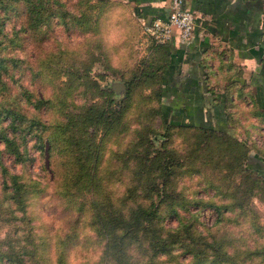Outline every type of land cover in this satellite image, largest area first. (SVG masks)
<instances>
[{
    "label": "rangeland",
    "instance_id": "374dc122",
    "mask_svg": "<svg viewBox=\"0 0 264 264\" xmlns=\"http://www.w3.org/2000/svg\"><path fill=\"white\" fill-rule=\"evenodd\" d=\"M34 1L0 0V109L45 125L66 116L71 140L53 134L46 153L45 140L34 142L43 132L0 111V129L24 146L14 158L0 140V264H193L188 248L200 257L203 247L217 264H264V166L246 165L264 160V67L246 65V82L236 81L232 53L221 62L214 48L211 108L196 124L182 110L164 113L168 57L129 3ZM261 26L264 61V14ZM118 81H129L124 94L111 88ZM89 105L117 114L92 123ZM12 173L26 188L23 208L8 198ZM65 174L70 200L59 192ZM150 202L156 215L134 222L131 211ZM159 229L166 251L151 244Z\"/></svg>",
    "mask_w": 264,
    "mask_h": 264
},
{
    "label": "crops",
    "instance_id": "0c3cea01",
    "mask_svg": "<svg viewBox=\"0 0 264 264\" xmlns=\"http://www.w3.org/2000/svg\"><path fill=\"white\" fill-rule=\"evenodd\" d=\"M121 1L129 3L133 15L143 21L164 18L168 12V0ZM182 5L193 11L194 28L189 39L180 40L173 34L160 45L168 57L162 71L160 104L166 114L182 110V114L198 117L196 124H204L199 115H203L204 108H211L205 100H209L211 92L206 80L211 75L208 68L212 65L214 48L219 49L221 62L228 60L224 52L232 53V65H237L240 72L232 76L236 81L246 80V65H264L260 60L264 0H182ZM222 67L224 72L229 71V66L222 64Z\"/></svg>",
    "mask_w": 264,
    "mask_h": 264
},
{
    "label": "trees",
    "instance_id": "16d2710c",
    "mask_svg": "<svg viewBox=\"0 0 264 264\" xmlns=\"http://www.w3.org/2000/svg\"><path fill=\"white\" fill-rule=\"evenodd\" d=\"M99 1L105 3V1H107V0H99ZM34 2L35 3H33V4L41 3L40 0H35ZM263 67H264V65H262V67L260 66V69H263ZM124 85H125V92H127L128 88L130 87L129 81H127V82L125 81ZM45 100L46 99H41V97L40 98L39 97L33 98V101L34 102L37 101L38 104L42 103ZM93 109L97 110V108L93 105H89L84 109L83 114L87 115V116H85L86 121L92 122V120H93V122H97V123L99 122L100 123L101 121H104L105 117H108V119L106 118L105 121H106V123H109V122H111L110 121L111 118L109 116H112V118H113L117 114L115 109L110 111L111 113L109 114V116H106L105 114H103L102 110H97L96 113L92 114ZM1 110L6 111L4 113V115H6L9 118V124H20L23 121H26L27 122V127H26L27 131H29L31 129L30 126L35 125L36 129H39L41 132H43L42 133L43 135L42 134H41V136L37 135L34 138V142L40 144L42 141L45 140L44 142L46 144V150H45L46 153H48V151H49V147L51 145V139L56 140L53 137V134L62 133L61 135H63V136L61 138V141L66 140V141L70 142V140H71V138H70L71 136H69V135L66 136V134L68 133L67 128L65 129V127L67 125L66 116L62 117L57 122L45 125V123L40 122L39 120H35V119L30 118V117L26 118L23 113L15 111V109L12 107L1 108L0 111ZM83 121H84V119H83ZM162 122H164V121L162 120ZM167 124H169V125H166V126H169V127H170V125H174V126H180V127H194V128H197V129H200L203 131L211 130V131L223 132L221 129H220L221 130L220 131V130H217L213 127H207V126H197V125H191V124H178V125L176 124L175 125L172 123L171 124L167 123ZM37 125H42L41 126L42 128H38ZM200 125H204V124H200ZM55 128L56 129L58 128L59 131L56 130ZM45 129H47V131H45ZM0 130H1L0 131V140H2L5 143L6 147L8 148V151L11 153V155L14 158H18V156L22 155L24 153V146H22L20 144V143H22L21 140L18 141L14 137L15 134L11 135L9 137V136H7L5 131H3L2 129H0ZM17 137L19 138V136H17ZM20 139H22V138L20 137ZM20 145H21V147H20ZM93 146H94V148H93L94 151H93V155H92V158H91V161L89 164L90 169H93L94 165L97 164V152H96L97 144H95V145L93 144ZM65 147H67V145H65ZM246 165L248 167V168L247 167L246 168L251 170V171H256L257 170L256 168H259V167H257V165L251 164L249 162L246 163ZM252 168H255V169H252ZM70 177H71L70 174H65L63 181L60 182L61 187L59 188V192H64L63 196H66V198H65L66 200H70V198L68 196V194L70 192L69 188L71 185L70 181H69ZM87 178H88V180H90V182H92V180L94 178V174H87ZM7 182H8L7 183L8 186H9L8 192L10 193L9 197L8 196L7 197L11 198L10 203H12L16 206H21V208H23L24 200L22 198V192L21 191L26 190V188H23L24 184H22L21 181L18 180V174H13V173L9 174V178H8ZM148 205L149 206H145V207L137 206L134 210H132L131 216H130L131 219H133L134 222H140L141 219L151 220V218L156 215V208L153 206L154 204L152 202H150ZM215 210L217 211L216 207L213 208L214 212H215ZM151 237L153 239L151 244L154 247V249H158L159 252H161L162 250L166 251L167 249H169V242L167 244H165L166 241L163 240V238L165 236H163L161 229L152 230ZM208 243H211V242H208ZM207 245L212 250L213 246H211L209 244H207ZM201 249H202V252L204 254L201 253L200 257H196V254L198 253L197 250L195 248H192V249L188 248L187 251L190 252L191 256L194 257V259H195V262L193 264H217V262H216L217 260H213L212 258L210 259V257L206 254V248L205 247H203ZM208 254H209V252H208ZM214 255H217V252Z\"/></svg>",
    "mask_w": 264,
    "mask_h": 264
},
{
    "label": "built area",
    "instance_id": "2783aa9c",
    "mask_svg": "<svg viewBox=\"0 0 264 264\" xmlns=\"http://www.w3.org/2000/svg\"><path fill=\"white\" fill-rule=\"evenodd\" d=\"M194 17L193 11L182 5V0H168L166 16L141 22L142 30L153 44L164 43L173 34L180 40H187L192 36Z\"/></svg>",
    "mask_w": 264,
    "mask_h": 264
},
{
    "label": "water",
    "instance_id": "95a60500",
    "mask_svg": "<svg viewBox=\"0 0 264 264\" xmlns=\"http://www.w3.org/2000/svg\"><path fill=\"white\" fill-rule=\"evenodd\" d=\"M111 88L115 91V92H122L123 94L125 93V85H124V82H122V81H118V82H112L111 83ZM251 159L253 160V159H255L256 161H257V163L256 164H254V165H257V167H262V166H264V160H259V159H256V158H254V157H251ZM261 161V162H260ZM259 162L261 163V164H259ZM250 163V162H249Z\"/></svg>",
    "mask_w": 264,
    "mask_h": 264
}]
</instances>
